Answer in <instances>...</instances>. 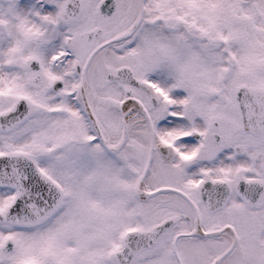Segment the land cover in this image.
Returning a JSON list of instances; mask_svg holds the SVG:
<instances>
[{
    "label": "snow or ice",
    "instance_id": "1",
    "mask_svg": "<svg viewBox=\"0 0 264 264\" xmlns=\"http://www.w3.org/2000/svg\"><path fill=\"white\" fill-rule=\"evenodd\" d=\"M0 264H264V0H0Z\"/></svg>",
    "mask_w": 264,
    "mask_h": 264
}]
</instances>
